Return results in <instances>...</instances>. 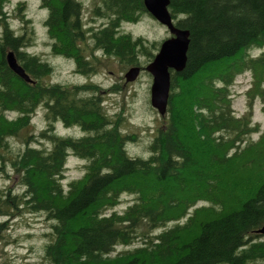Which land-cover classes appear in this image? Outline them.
Here are the masks:
<instances>
[{
	"label": "trees",
	"instance_id": "obj_1",
	"mask_svg": "<svg viewBox=\"0 0 264 264\" xmlns=\"http://www.w3.org/2000/svg\"><path fill=\"white\" fill-rule=\"evenodd\" d=\"M40 4L52 49L71 55L82 74L96 71L98 51L140 65L163 40L121 30L123 22L152 16L143 0H97L91 10V19H103L97 25H86L80 0ZM168 9L189 30L187 59L181 70L170 69L162 123L141 155L128 151L138 133L123 131V116L105 110L100 84L46 80L52 65L27 49L29 35L15 32L0 0V113L17 112L10 126L0 120L2 148L12 150L6 138L18 135L38 107L45 117L10 160L22 190L0 184V232L7 218L24 212L43 213L50 224L38 262L0 264H264V138L247 141L250 112L235 114L229 88L245 69L264 74V49L251 54L264 47V0H170ZM9 50L30 80L9 67ZM58 121L81 132L60 134ZM239 143L250 148L237 161L244 164L227 155ZM71 153L84 160V171L63 183ZM123 192L134 195L131 203L108 212ZM141 224L163 228L141 232ZM138 237V245L112 254Z\"/></svg>",
	"mask_w": 264,
	"mask_h": 264
},
{
	"label": "rangeland",
	"instance_id": "obj_2",
	"mask_svg": "<svg viewBox=\"0 0 264 264\" xmlns=\"http://www.w3.org/2000/svg\"><path fill=\"white\" fill-rule=\"evenodd\" d=\"M82 2V13L86 25H97L103 19H91L92 6L97 0H80ZM20 2L23 4L19 5ZM5 10L11 26L17 33L29 35L27 49L48 60L52 65V72L46 76V80L72 83L80 81H93L103 88V106L109 114L120 113L123 116L122 128L125 132H137L138 140L130 141L127 149L131 154L147 155V143L154 134L156 127L162 123V114L152 106L150 102V86L152 74L147 70L148 61L142 58L139 72L131 80L126 79V72L131 66L118 61L115 56L105 55L98 51V64L96 71L91 74H82L75 70V61L71 55L54 51L51 39L48 36L45 25L47 9L40 4V0H5ZM122 31H128L132 35H142L149 40H160L170 36L167 27L159 22L155 17L144 14L136 22H123ZM263 48L255 47L251 54L256 56ZM89 53V49H87ZM117 84L118 90L111 89ZM232 107L236 115L250 112L253 128L247 136V141L259 143L264 138V74H259L255 68L245 69L235 75L229 85ZM0 113V120L4 126H10L14 122L12 119L17 115L14 110H6ZM45 126L44 110L42 107L31 115L29 122L22 126L18 135H11L6 138L7 144L11 143L9 152L0 145V152L5 153L3 160H0V184H10L15 190L21 191L22 186L15 181L13 167L10 160L14 156L18 146H23L22 142L28 133H36ZM56 130L60 134L78 135L81 129L77 126H65L61 121L56 122ZM38 144L37 142H32ZM247 143H239V146H230L227 149L229 159L232 157L233 163L246 159L250 154ZM236 153V155H234ZM84 160L73 155H68L66 169L64 171L63 183L68 180L78 178L83 174ZM5 172L11 175L7 178ZM134 195L123 192L120 201L114 204L112 209L122 211L131 201ZM205 203L199 200L196 205ZM9 227L0 232V260L10 258L16 263L38 262L41 259L43 245L47 241V232L50 230L49 220L43 213L24 212L6 219ZM174 223V220L166 222V226ZM141 232L155 233L163 227L148 228L146 224L139 226ZM141 243L140 237L130 245L119 244L112 254L122 249L133 247Z\"/></svg>",
	"mask_w": 264,
	"mask_h": 264
},
{
	"label": "water",
	"instance_id": "obj_3",
	"mask_svg": "<svg viewBox=\"0 0 264 264\" xmlns=\"http://www.w3.org/2000/svg\"><path fill=\"white\" fill-rule=\"evenodd\" d=\"M146 9L159 22L164 24L170 36L165 37L155 53L153 59L146 65L147 70L152 74L150 86V102L159 113L163 114L166 110L170 82L171 70H181L186 63V51L189 43V30L179 27L175 24L173 17L168 9L170 0H143ZM6 60L9 67L24 80H30V76L24 68L18 63L14 52L9 50L6 53ZM139 72V66L134 65L129 68L125 76L127 80L134 79ZM264 232V223L259 228Z\"/></svg>",
	"mask_w": 264,
	"mask_h": 264
}]
</instances>
